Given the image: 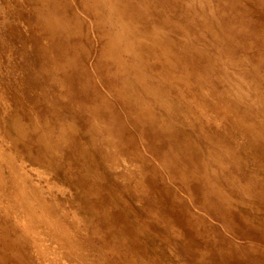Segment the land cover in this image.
<instances>
[{
    "label": "rangeland",
    "instance_id": "1",
    "mask_svg": "<svg viewBox=\"0 0 264 264\" xmlns=\"http://www.w3.org/2000/svg\"><path fill=\"white\" fill-rule=\"evenodd\" d=\"M124 1L0 0V250L14 251L17 235L29 242L14 222L31 218L39 222L46 247L68 252L73 264L77 258L85 264L114 263L102 247L109 239L103 229L92 227L90 209L76 197L73 177L83 174L80 165L87 162L78 135L69 143L65 134L75 131L61 128L72 122L85 148L108 172L105 180L122 183L130 169L144 168L141 176L178 191L173 199L184 222L188 212L203 216L231 243L235 259L264 264V0H127L134 3L128 9L140 12L139 25L123 31L114 8ZM53 21L57 24L51 27ZM133 34L143 37L145 66L136 59L140 52L130 41ZM112 45L113 58L107 52ZM80 50L96 85L88 101L95 102L100 92L112 110L103 106L98 115L88 114L93 104L61 83L65 53ZM81 64L76 66L84 73ZM125 100L136 106L133 116ZM149 113L152 123L145 116ZM17 122L28 135L18 133ZM31 123L52 135L56 165ZM136 147L151 165L132 154ZM111 152L117 156L111 158ZM204 167L210 186L201 179ZM8 175L18 179V196L10 194ZM220 190L244 199L247 208L224 209ZM138 205L147 214L141 200ZM155 229L167 234L166 244L180 253L177 259L166 251L171 264H216L207 251L197 256L171 231ZM150 235L153 239L154 231ZM5 241L12 247L5 248ZM151 243L155 246V239ZM217 254L226 257V249L219 246ZM2 258L0 264H12ZM27 262L19 259V264ZM131 262L143 264L139 256ZM116 264L127 261L120 258Z\"/></svg>",
    "mask_w": 264,
    "mask_h": 264
},
{
    "label": "bare ground",
    "instance_id": "2",
    "mask_svg": "<svg viewBox=\"0 0 264 264\" xmlns=\"http://www.w3.org/2000/svg\"><path fill=\"white\" fill-rule=\"evenodd\" d=\"M126 1L122 3V7L120 9L114 8L116 15H118L117 19L121 22L120 24H122L123 31L127 27L130 28V26H133L134 24L139 25L138 15L140 12L138 13V10L136 11V10L128 9L129 5H132L134 3L131 2L128 3V1L127 2ZM50 24L51 27H54L56 26L57 23L53 21ZM130 41L135 42L134 44L136 45L137 52H140V55H138L136 59L139 61L140 64L144 65L143 37L142 36L135 37V35L133 34L132 39H130ZM108 46L110 45L108 44ZM79 48H80V44H79ZM113 50H114L113 45L112 48H110V50H107L111 58H113L114 56ZM148 52L151 56L154 55L153 52H151L150 50ZM108 54L105 52L104 56L102 57L106 65H107ZM65 56L67 59H64L62 61L64 62V64L63 65L61 64L62 70L60 71L61 74L59 75L61 76L60 81L62 84H64V87L69 88V86L72 85L74 89L80 93V95L83 94L86 96L85 104L87 105L93 104V106L90 105L92 107V108L90 107L89 110L90 113L86 110L88 114H93V116L95 114L98 115L97 114L98 110L102 109L103 106L106 107V109L108 110L110 108L112 110L113 108L111 107L110 101L104 98V95L100 94V92L97 93L98 96L95 94V100H96L95 102L88 101L91 93L90 91L95 90L96 85L91 80V74L87 73V71L89 72L88 66H85L82 63L83 62L82 57L84 56V53L81 50L76 53L66 52ZM77 63L78 65L82 63L81 65L85 71L84 73L81 70H79L78 65H77L78 67L76 66ZM113 76L116 75L113 73ZM121 79L123 81L124 78L122 77ZM111 82H114V80H112ZM67 84L70 85L68 86ZM118 92H119L118 94H120L122 97L126 96V94L123 91H121V89H118ZM125 102L127 105V108L125 109H128L129 112H132V110L136 108V106L132 105L133 101L125 100ZM99 103L101 105H99ZM85 108L88 109L87 107ZM145 109L146 108H144L143 110L146 111ZM113 113L116 114V112ZM133 113L135 112H132V116ZM117 115L119 116V112L117 113ZM102 116H104V114ZM145 116L152 123L153 116L150 115V113L145 114ZM66 123L68 122H65L61 126V128H65L66 126H68V128L70 127L76 132V133L74 132L75 133L74 135L73 131L68 129V132L65 133L69 143L72 142L71 136H74L76 138V134H77L78 138L76 139H78V141L81 142L80 143L81 145L79 144V146L81 150L84 151L86 154L85 158L87 164L80 165L82 170H84L83 174H81V172H79L78 174L75 173L73 177V185L75 186L76 197L79 200V202H81L82 205H85L90 209L91 214L88 216V219H90V224L92 225V227L94 226L100 228L101 230L103 229L104 236H106L109 239L110 243L107 241V243L102 244V247H104V250L108 249L110 251L111 258L114 260L113 264H116V260L117 259L119 260L120 258H124L127 261V264H133L131 262L132 258H137L138 256L141 257V261L143 264H148L145 261V256H143V254L151 258L152 261L156 260V264H171V262L169 261L170 259L168 260V258L166 257V251L170 252V254L174 258L179 259L180 253L176 251L175 248L166 244L165 240L167 239V234L159 233L155 229V227L157 228V226H161L167 231L168 230L171 231L172 235L175 234L177 238H179L182 241L184 245V249H186L187 251L195 252L197 256L200 255L203 257L204 256L203 252L207 251L210 254L209 257L212 260H215L216 264H222L223 260L225 261V259H227V262L230 264H245L243 259L234 258L232 250L229 249V244L231 245V243L230 242L228 243L226 237H224L222 233L218 232L211 225V223L207 222L208 220L206 221L203 216L192 215L190 214V212L187 211L188 215L187 214L185 215L187 221L184 222L183 221L184 216L180 212V207L177 206L178 199L176 198H175L176 200L173 199V197L177 195L176 193H178V191L176 190V193H174L173 189L163 181H160L158 183V181L155 182L153 180L154 178H149V176H141L140 172L144 168H134V170L130 169L129 172L125 173L126 174L125 179L120 180L122 183L116 182L115 180L112 181V179L110 178H107L105 180L106 177L105 175L108 172L107 171L103 172V169H101L99 167V164H97L99 163L100 159L91 151H89L87 148H85L84 146L85 142L83 141V139L80 138V134L77 133V128L75 127V125L72 122L68 124ZM31 125L34 128V130L38 131V136L41 139V143H43V149L46 152H48V155L50 153H51L50 155L52 156L57 154L56 152H54L55 149L57 148V144H54L55 142L53 140L52 135H47L46 132L48 129L46 127H42L34 123H31ZM16 126L18 127V133L20 135H24V134L28 135L25 126L21 125L19 122L16 123ZM52 126L53 125L50 124L49 128L51 129ZM145 137L146 136H144V138ZM113 143L114 141L112 140L111 144ZM71 146L72 145H70V147ZM131 147L132 146H130V148ZM119 150L121 153H123L121 149ZM136 150H137V154L134 153L135 152L134 151L132 153L133 155L134 154L137 155L140 161H146L147 165L152 164V163L151 164L148 163V159L145 158L146 156L144 157L137 147ZM111 156H112L111 158H115L117 154L115 152H111ZM50 160L55 163L54 165H56L58 162V157L57 156H54L53 158L50 157ZM92 164L97 169H93L94 167L92 166ZM85 166L86 169H83ZM203 169L204 170L202 171L201 179L202 181L207 182V185L210 186L209 184L210 182H208L207 179L205 167ZM11 171L12 170H10L9 172ZM62 177H64L63 171H62ZM100 177H102V181ZM180 179H184V176L180 175ZM6 181L10 184V187H12L10 194H12V196H16L19 192V187H17L18 179L17 178L13 179L12 176L8 175L6 176ZM232 182H231V186L234 185V183ZM248 190L249 189H247V191ZM24 191L26 192V194H29L28 190L27 191L24 190ZM224 192H225L224 190H220L218 195L219 197L222 198L223 201L222 203H224L223 205L224 209L226 208L233 209L237 207L247 208L245 206L246 205L245 202L247 201H245L242 198L240 199L238 197L231 195L232 192H229L228 194L225 195ZM210 195H211V191L209 189L204 191V197L206 196V198H209L208 196ZM12 196L10 197L11 200H12ZM6 198L8 197L6 196ZM140 200H141V204L144 205V207L146 208L147 214L140 213L139 210L137 209V206H139L138 202H140ZM202 201H200L201 205H202ZM188 206L190 207L189 204ZM202 207H204V205ZM243 214L245 216L250 215L248 214V212ZM192 216H195V220H193ZM196 219L200 220L201 221L200 223H202L203 221V224H205L204 229L203 228L199 229L198 227L200 226L197 227V225H199L200 223L198 224L196 222ZM14 224L18 229L21 228L24 234L28 235L27 238L29 242L27 243L25 240H23L25 239V237L21 239L20 235H17L16 236L17 239H14L13 241V245L17 246V248L14 251H8L7 249L1 248L0 259L3 257L2 258L3 261L6 262L10 260L12 261V264H19L20 258H26L28 261L27 264H65V262H69V261L72 262L73 264L74 258L71 257L70 254H68V252L64 254L61 252V250L57 249L56 247L55 248H53V246L51 248L46 247V243H43L44 240L42 241L40 235L38 234L41 228L39 226L38 221L36 220L33 221L31 220V218L29 220V219H20L17 217L15 219ZM6 228H7V224L4 225V229ZM150 231L151 232L154 231L155 237H153V239H155V246L151 243V240L153 239L150 235ZM99 239L102 240V237L99 236ZM4 246L5 248L12 247L8 241H5ZM219 246H223L224 249H226V257L220 258V255L217 254ZM77 264H85V263L80 262L79 259L77 258ZM103 264H110V263L103 262Z\"/></svg>",
    "mask_w": 264,
    "mask_h": 264
}]
</instances>
